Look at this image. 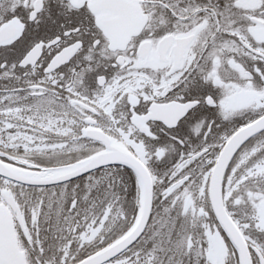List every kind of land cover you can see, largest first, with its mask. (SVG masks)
<instances>
[{"label":"snow or ice","instance_id":"1","mask_svg":"<svg viewBox=\"0 0 264 264\" xmlns=\"http://www.w3.org/2000/svg\"><path fill=\"white\" fill-rule=\"evenodd\" d=\"M0 264H264V0H0Z\"/></svg>","mask_w":264,"mask_h":264}]
</instances>
